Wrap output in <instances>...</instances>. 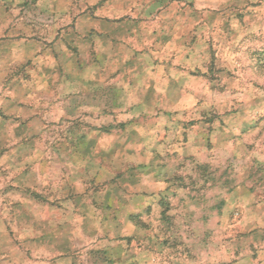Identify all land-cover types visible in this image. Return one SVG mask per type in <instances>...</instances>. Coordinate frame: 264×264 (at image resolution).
Masks as SVG:
<instances>
[{
  "label": "rangeland",
  "instance_id": "1",
  "mask_svg": "<svg viewBox=\"0 0 264 264\" xmlns=\"http://www.w3.org/2000/svg\"><path fill=\"white\" fill-rule=\"evenodd\" d=\"M0 264H264V0H0Z\"/></svg>",
  "mask_w": 264,
  "mask_h": 264
}]
</instances>
